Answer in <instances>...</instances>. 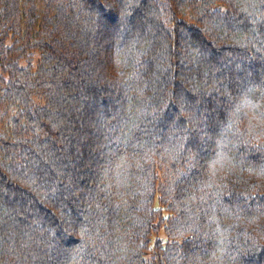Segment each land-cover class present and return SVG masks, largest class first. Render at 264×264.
<instances>
[{"label":"trees","instance_id":"16d2710c","mask_svg":"<svg viewBox=\"0 0 264 264\" xmlns=\"http://www.w3.org/2000/svg\"><path fill=\"white\" fill-rule=\"evenodd\" d=\"M0 264H264V0H0Z\"/></svg>","mask_w":264,"mask_h":264}]
</instances>
